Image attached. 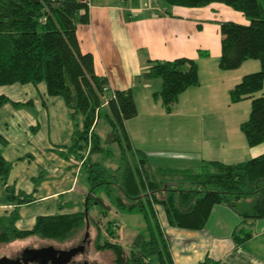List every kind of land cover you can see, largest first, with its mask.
I'll list each match as a JSON object with an SVG mask.
<instances>
[{
  "label": "trees",
  "instance_id": "16d2710c",
  "mask_svg": "<svg viewBox=\"0 0 264 264\" xmlns=\"http://www.w3.org/2000/svg\"><path fill=\"white\" fill-rule=\"evenodd\" d=\"M160 1L165 8H203L220 3L247 20L246 25L233 21L219 23L218 68L232 71L249 60L259 63V70L244 75L228 95L231 104L251 101L248 117L239 129L247 146L263 143L264 0ZM88 23L89 6L81 0H0V86L44 83L48 96L61 97L72 117L80 113L82 130L74 133L72 150L85 152L89 139L93 148L97 142L94 129L101 115L121 148V164L114 171L89 159L83 162L88 183L85 210L38 216L31 229L20 230L15 224L19 219L15 209L0 216V244L30 236L64 242L89 225L96 226L89 210L97 205L103 214L111 208L140 212L146 228L143 236L134 239L128 255L123 256L121 245L113 241L117 238L113 221H107L104 229L96 226L93 239L96 251H111L113 264H151L154 257L159 264H173L155 207L162 209L167 226L200 231L213 206L224 205L242 219L231 237L235 249L242 247L253 235L251 223L264 218V154L234 164L203 161L198 169L150 165L146 153L133 148L125 131V122L137 116L132 90H111L107 78L94 73L92 55L80 51L77 26ZM152 80L161 83L153 98L159 100L166 114H171L180 95L199 85L198 64L188 58L148 60L134 82ZM7 102H11L9 98L0 95V106ZM0 144H6L1 137ZM10 169L11 164L3 158L0 148L1 180H6ZM10 190L6 186L8 201L12 200ZM98 190L103 198L96 197ZM199 264L219 263L206 257Z\"/></svg>",
  "mask_w": 264,
  "mask_h": 264
},
{
  "label": "crops",
  "instance_id": "0c3cea01",
  "mask_svg": "<svg viewBox=\"0 0 264 264\" xmlns=\"http://www.w3.org/2000/svg\"><path fill=\"white\" fill-rule=\"evenodd\" d=\"M127 2L128 0H124V2L119 1L118 4H107L92 3V0H89V23L78 25L76 36L80 51L83 54L89 53L93 57L94 73L99 77L107 78L111 90H132L137 116L124 124L130 143L140 141L136 123L133 124L140 116L138 103L146 105L148 101L151 102L152 93L160 89V84L156 80L135 83V77L146 68L148 60L171 61L188 58L198 64L199 85L183 92L174 108L180 106L187 112L204 109L208 113L218 111L220 107L225 108L226 111L230 110V106H236L235 111L233 118L230 119H213L198 125L196 122L184 121L180 125L184 135L183 140L192 135L199 137L196 160L174 165L172 162L169 164L162 162L158 166L177 168L178 165L179 169H198L203 161L234 164L264 154V142L254 147L247 146L239 129L240 124L248 117L249 112L248 110L245 112V109L250 107L251 101L249 103L247 99L231 104L228 95L229 90L244 75L249 71H258L255 70L257 64L249 65L251 60L246 61L235 70L225 71V75L218 68L219 23L233 21L246 25L241 16L218 3L203 8L173 7L166 12L165 7L157 8L155 5L157 2L153 6L150 0L146 1L150 8H144L145 2L140 6L135 3V7L129 6ZM159 9L161 13L157 14ZM220 10L227 12L226 15L229 17L223 18ZM153 11H156V14ZM205 72L208 75H202ZM145 108L151 116L153 110L150 106ZM175 127L178 126H174V123L166 126L165 123L156 122L148 123V128L145 126L143 131L155 135L154 130H156L160 136L158 142L163 139V134L173 141L172 138L178 135L174 130ZM195 128L200 130L195 132L193 130ZM2 139L6 141L5 138ZM150 141L153 140L150 138ZM147 159L150 165L155 166L150 162L148 155ZM64 191L73 193V183ZM59 193L42 196L39 200L56 199L63 191ZM81 199L85 202V196ZM9 209L10 205L0 206V215H7ZM241 224L242 219L233 210L224 205H214L204 228L200 231L171 228L166 222L161 223V228L173 264H199L206 257L219 264H264V218L251 223L253 234L251 239L242 247L235 249L231 237Z\"/></svg>",
  "mask_w": 264,
  "mask_h": 264
},
{
  "label": "rangeland",
  "instance_id": "374dc122",
  "mask_svg": "<svg viewBox=\"0 0 264 264\" xmlns=\"http://www.w3.org/2000/svg\"><path fill=\"white\" fill-rule=\"evenodd\" d=\"M119 1L124 2V0H92V3L118 4ZM146 1L128 0L127 3H129V6L135 7L136 4L140 6L145 2L144 8H150ZM150 1L157 8L165 7L160 0ZM155 2L157 4L154 5ZM218 5L238 13L237 15H240L241 19L247 23V20L239 12L224 4L218 3ZM166 9L170 11L173 8L166 7ZM153 12L156 14V11ZM158 13H161L160 9L157 10ZM226 14L227 12L220 10V15L223 18L229 17ZM253 63L257 64L255 70H259L257 61L251 60L249 65H253ZM253 72L255 71H249L248 74ZM221 73L225 75V71ZM202 75L208 74L205 72ZM156 81L159 82L161 87L160 81ZM0 95H5L11 102L23 104L15 106L11 102H7L0 106V137L5 138L7 141L4 145L0 144L1 154L11 164L6 180L0 179V206L10 205L9 213L18 209L19 219L15 224L16 227L22 230L31 229L38 216L71 214L85 210V202L81 198L88 191V183L86 170L82 166L83 162L89 159L90 162L98 164L108 171H114L121 164L120 145L113 140L112 129L104 116H100L94 129L97 142L93 148H91L89 139L87 150L76 152L71 149V146L74 133L82 130V115L77 113L72 117L71 111L65 106L61 97L48 96L44 83L0 86ZM248 101L250 103V100ZM138 104L140 106V116L134 120L133 124L136 123L140 141L138 143L132 142L133 148L145 151L150 162L155 166L162 164V162H168V164L172 162L174 165L188 160H196L195 155L199 137L192 135L190 138L183 140L184 135H182L180 125L184 121L196 122V125H198L213 119H230L233 118L236 107L230 106V110L226 111L225 108L220 107L218 111L214 110L207 113L204 109L187 112L180 106L177 108H174L176 107L174 106L172 114H166L164 110L162 112L163 108L159 100L154 98L151 102L148 101L146 105H142L140 102ZM145 106H150L153 110L151 116ZM249 108L245 109V112L247 110L249 112ZM156 122L165 123L166 126L174 123V126H178L174 128L175 132H178L177 137H173V141H170L169 137L163 134L165 140L162 139L161 142H158L157 139L160 136L156 133V130H154L155 135H149L143 131L145 126L148 128V123L155 124ZM193 130L198 132L200 129L195 128ZM238 133L241 135L239 129ZM150 138L153 141H150ZM80 153L81 155H79ZM71 183H73L74 192L70 194L64 190L69 189ZM6 186L11 189L9 192L12 197L11 201L7 200ZM62 191V195H59L56 199L39 200L42 196ZM95 194L97 198H103V193L100 190ZM104 201L105 204H108L105 197ZM18 204L20 205L18 206ZM155 210L159 217L158 222L164 224L162 209L158 207ZM102 211L101 206L93 205L89 210V215L95 220L96 226L100 229H104L107 221H113L117 234V238L113 241L121 245L123 256L128 255L134 239L143 236L145 233L146 225L142 214L137 211H117L112 208L107 214H103ZM96 226L89 225L87 229L76 232L64 242L49 241L37 236H30L12 243L0 244V256L9 255L27 247H41L44 245L66 249L78 244L88 232L87 237L90 239V244L87 248V259L95 264H113L111 251H96L93 248ZM150 261L151 264H159L155 257Z\"/></svg>",
  "mask_w": 264,
  "mask_h": 264
},
{
  "label": "flooded vegetation",
  "instance_id": "af4514ba",
  "mask_svg": "<svg viewBox=\"0 0 264 264\" xmlns=\"http://www.w3.org/2000/svg\"><path fill=\"white\" fill-rule=\"evenodd\" d=\"M87 236L88 234L86 233L78 244L66 249L57 248L53 245H44L41 247H27L9 255H1L0 264H95L87 259V248L90 244V239ZM81 246L84 247L83 250L71 257H68L67 254H54L52 251L38 252L49 247L68 252Z\"/></svg>",
  "mask_w": 264,
  "mask_h": 264
},
{
  "label": "water",
  "instance_id": "95a60500",
  "mask_svg": "<svg viewBox=\"0 0 264 264\" xmlns=\"http://www.w3.org/2000/svg\"><path fill=\"white\" fill-rule=\"evenodd\" d=\"M83 246L79 247V248H75V249H72L68 252H65V251H59V250H55L53 249L52 247H49V248H46V249H41V250H36L38 252H43V251H52L54 254H59V255H63V254H67L68 257H71L73 255H75L76 253H78L79 251H82L83 250Z\"/></svg>",
  "mask_w": 264,
  "mask_h": 264
},
{
  "label": "built area",
  "instance_id": "2783aa9c",
  "mask_svg": "<svg viewBox=\"0 0 264 264\" xmlns=\"http://www.w3.org/2000/svg\"><path fill=\"white\" fill-rule=\"evenodd\" d=\"M81 3H83V4H85V5H87V6H89V0H81ZM156 208V207H155ZM156 214H157V212H156ZM157 217H158V214H157ZM159 218V217H158Z\"/></svg>",
  "mask_w": 264,
  "mask_h": 264
}]
</instances>
